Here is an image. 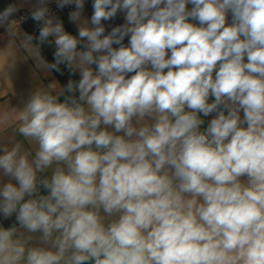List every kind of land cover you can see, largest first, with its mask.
<instances>
[{
    "label": "clouds",
    "instance_id": "1",
    "mask_svg": "<svg viewBox=\"0 0 264 264\" xmlns=\"http://www.w3.org/2000/svg\"><path fill=\"white\" fill-rule=\"evenodd\" d=\"M56 2L81 21L85 0ZM47 3L30 13L39 43L24 33L22 46L80 79L33 91L17 115L34 155L0 148V214L16 221L0 227V264H264V0H93L78 36ZM120 11L126 23L104 35ZM49 37L54 63L40 55ZM17 224L51 247L29 246Z\"/></svg>",
    "mask_w": 264,
    "mask_h": 264
},
{
    "label": "crops",
    "instance_id": "2",
    "mask_svg": "<svg viewBox=\"0 0 264 264\" xmlns=\"http://www.w3.org/2000/svg\"><path fill=\"white\" fill-rule=\"evenodd\" d=\"M50 0H48L49 2ZM16 4L21 8H35L39 7V0H15ZM10 4V0H0V11L4 10ZM189 10L193 7V5L188 4L186 6ZM71 12V11H70ZM66 11L59 12L57 14H51L59 18L65 27V30L72 35L78 36V27L84 21H88V27H93L91 24V16L93 14L92 6H85L82 14L81 21L77 23H72L69 20V13ZM126 11H120L117 15L107 21H102V24L105 26V33L107 35L114 27L121 26L126 23L125 20ZM190 23L196 24L199 26V22L196 20H189ZM226 23H232V13L229 10L226 13ZM42 25L40 22H36L31 18H28L21 22L20 24H15L10 22L6 26L0 27V148L9 147L11 148L16 143L21 144L22 151H30L34 155L35 150L38 148V144L31 141L28 138H24L19 135L18 127L19 121L16 118L20 111L23 110L25 104L27 103L31 93L37 89H49V85L55 83L58 87H66L68 81L70 79L78 81L80 79L79 71L72 72L67 68L65 64L59 65L60 72L56 70H47L37 66V62L32 58L30 52L22 46L23 34L27 33L28 35H32L34 37L32 44L37 45L39 30ZM130 42V34L126 36L122 42V44L127 47ZM86 43L83 41L78 45L77 50H85L84 45ZM40 47V55L46 60L48 63H54V53L55 46L53 42V38L49 37L48 41L39 44ZM120 45L113 44V48L118 49ZM170 52L168 55L170 56ZM167 58V57H166ZM244 62L247 63V57H245ZM90 67L93 70H96V65H91ZM149 70H151V66H148ZM167 69H165V72ZM134 73H129L131 76ZM215 75V72L213 73ZM58 89H50L52 94H55ZM66 95H72L70 93H66ZM78 97L79 93H75ZM61 102H63L64 97H60ZM209 103L214 102V97H209ZM85 107H87L85 105ZM221 110L225 111L227 115V109ZM187 111V109H186ZM218 115L217 111L210 113L208 116H204L203 113H200V119L204 122L200 125V130L205 131L209 126L212 119H214ZM240 118L243 120L244 112L240 110ZM145 122L150 126L155 123L154 118H145ZM133 124L136 127H140L141 124L136 122V119H133ZM247 125H242V127H246ZM102 127H104L102 125ZM107 130L110 132H114V128L112 126H107ZM116 135H123V132L115 133ZM135 139V137H133ZM50 175L49 173H43L41 176ZM241 182L247 183V177L242 176ZM41 194H46V191L41 189ZM187 195V194H186ZM121 213H114L109 216L107 213L103 211L101 208V215L106 217L108 222H112L114 220L119 219V215ZM13 224H16L15 216L5 219L2 214H0V227H10ZM17 233L16 237L21 236H31L32 239L29 241V246H40L45 248H50V244H43L40 241V237L42 232L30 233L26 228L20 227L17 224ZM58 234V233H57ZM54 238V237H53ZM86 264H93V262L89 261Z\"/></svg>",
    "mask_w": 264,
    "mask_h": 264
},
{
    "label": "built area",
    "instance_id": "3",
    "mask_svg": "<svg viewBox=\"0 0 264 264\" xmlns=\"http://www.w3.org/2000/svg\"><path fill=\"white\" fill-rule=\"evenodd\" d=\"M9 5H16L18 7V9H19L14 14V16L11 17V19H10V22H13L15 24H20L24 20L30 18L31 11H33V10H35L37 8V7H35V8H21V7H19L16 4L15 0H10V4ZM92 5H93V0H85V6H92ZM47 7L50 9V14H57V13L62 12V11L70 12V11H74L75 10V5L74 4L65 6L63 9L58 8L56 0H50L47 3ZM1 11H3V10H1Z\"/></svg>",
    "mask_w": 264,
    "mask_h": 264
}]
</instances>
